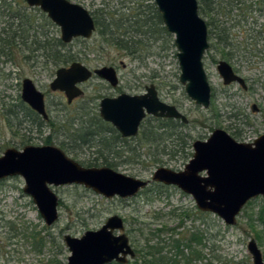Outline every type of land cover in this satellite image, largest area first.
<instances>
[{
    "label": "rangeland",
    "instance_id": "rangeland-1",
    "mask_svg": "<svg viewBox=\"0 0 264 264\" xmlns=\"http://www.w3.org/2000/svg\"><path fill=\"white\" fill-rule=\"evenodd\" d=\"M70 1L97 14L104 24L114 18V23L125 25L132 15L147 13L155 4L154 0ZM212 1L198 0L200 14L208 24L210 43L204 64L212 97L210 106L204 108L187 95L180 81L174 35L160 30L158 24L154 25L157 33L146 35L132 54L109 43L99 30L91 38H75L66 44L63 51L70 52L74 61L91 69L114 66L119 76L115 87L93 76L81 84L84 94L67 103L65 94L51 90L50 83L58 68L72 62L57 64L39 49L46 35L61 37L59 26L25 0H0V155L10 147L49 144L60 147L82 166H107L105 161H109L117 171L151 180L159 167L183 170L193 157V143L206 140L217 128L241 142H252L264 134V9L259 0H240L242 4L232 11V2L237 0H216L215 6ZM153 20L158 21L154 16ZM115 29L114 25L112 30ZM129 30L131 27L120 29ZM3 39H11V44ZM220 60L232 65L245 79L246 88L238 83H223L217 68ZM25 78L32 79L44 92L48 119L32 114L22 100ZM151 84L161 100L186 115L188 123L178 119L176 126L168 127L166 134L150 143L147 138L157 125L155 117H146L139 134L130 138L122 137L100 117L102 98L123 92L140 94ZM84 123L96 125L99 136L85 134L84 139L91 140H81L79 133L87 129ZM24 186L21 176L0 180V264H67L70 250L64 235L81 237L87 230L99 229L116 214L123 218L124 232L135 250L127 264L140 263L146 251H152L150 245L162 250L158 257H174L178 238L183 249L180 264H254L248 249L252 240L264 260L261 195L248 201L234 225H227L216 214L200 211L190 194L173 185L150 182L135 196L122 199L107 198L84 185L65 184L52 186L60 199L59 219L48 226L32 198L24 193ZM191 233H200L201 237L191 240L188 247L186 238ZM193 250L197 257L188 261Z\"/></svg>",
    "mask_w": 264,
    "mask_h": 264
},
{
    "label": "water",
    "instance_id": "water-1",
    "mask_svg": "<svg viewBox=\"0 0 264 264\" xmlns=\"http://www.w3.org/2000/svg\"><path fill=\"white\" fill-rule=\"evenodd\" d=\"M29 6L39 7L59 26L61 39L70 43L75 38H91L96 22L91 12L70 0H25ZM166 29L174 35L177 58L181 70L180 81L187 95L196 104L208 108L212 88L205 69L204 57L210 47L208 25L200 15L198 0H154ZM218 71L223 83H238L246 88L245 79L237 74L226 60H220ZM93 75L119 84L114 66L91 69L74 61L57 69L50 83L53 91L64 92L71 104L84 94L81 84ZM22 100L44 119H48L45 94L32 79L22 84ZM100 117L111 123L122 137L139 134L148 116L179 119L188 118L175 105L160 99L154 84L140 94L121 93L100 101ZM193 157L180 171L159 167L151 180L136 178L110 166L85 167L54 145H26L22 149L7 148L0 155V180L21 176L24 193L36 204L46 225L59 219L60 199L52 186L79 184L91 188L107 198H129L145 189L150 182L173 185L190 194L197 208L219 216L227 225H234L242 208L254 197L264 196V134L252 142L236 140L226 130L215 129L206 140L193 143ZM122 217L112 215L96 230H87L81 237L64 235L70 250L67 264H122L134 257ZM117 232V233H116ZM248 249L254 264H264L263 255L254 240Z\"/></svg>",
    "mask_w": 264,
    "mask_h": 264
},
{
    "label": "trees",
    "instance_id": "trees-1",
    "mask_svg": "<svg viewBox=\"0 0 264 264\" xmlns=\"http://www.w3.org/2000/svg\"><path fill=\"white\" fill-rule=\"evenodd\" d=\"M212 3L215 4L216 2L213 0ZM241 4H242V1H240V0H237L236 2L235 1L232 2L231 11L235 8V6L238 7ZM224 9L225 8L222 7V12ZM199 11L201 12L200 7H199ZM151 12L153 13L152 15L155 18H157V20H158L157 22L155 20V23L153 20V16H151ZM225 14H226V12H225ZM228 15H229V13H228ZM93 16H94V14H93ZM132 17H133L132 19H129V23H126L128 25L127 26V25H125V22L114 23V18H111V19L109 18L111 20V22H109L108 24H104V22H101L99 20V16L97 14H95V16H94V18L96 20L97 30L100 31L101 35L104 36L109 43L115 44L119 49H123V50H125L131 54L137 52L138 48H136V47L140 46L142 40L145 39L146 35L148 36L149 33L152 35L157 33L156 29L154 28L155 24H158V27H160V30H163L167 34H170V32L164 26L161 13L157 9L155 4L151 5V10L149 12L144 13V14H143V12H137L134 15H132ZM106 20H108V19L106 18ZM113 24L116 27L115 31L112 30V27L114 26ZM129 27H131V30H129V31H123V32L120 31V29H127ZM219 38H221V40H223L221 33H219ZM3 40L5 41L6 44H11V41H12L11 39H9V40L3 39ZM66 44H68V43H64L62 41L61 37L50 38L48 35H46L43 43L40 44L39 49H43V51L45 52L44 53L45 56L47 58L52 57L55 63L67 65L68 63L74 61V57H73V55L69 54L70 52H68V51L64 52L63 51V50H65ZM31 112H32V114L40 116L33 109H31ZM154 119L157 120V125L155 126V129L153 130V134L149 138H147V142H150V143H152V142L154 143L158 137H162L164 134H166L168 127L176 126L177 122L179 121L178 119L164 118V117H155ZM84 127L87 128V129H84L86 132L85 133H79V135H78L80 137V139L83 140L84 142H87V141L89 142L91 140L90 139L91 137L84 139L86 136L85 134H87L88 136H92L93 138H95L96 136H99L100 132L98 131V127H96V125L94 126L91 124V126H90V124L84 123L83 128ZM155 132H158V133H155ZM144 134H146L145 131H144ZM105 139L106 138H101L102 141H105ZM46 143H49L48 139H47ZM103 145L105 148L108 147V145H106V143H103ZM105 163L107 166H110V167L114 166V163H112V162L105 161ZM202 212H204V211H202ZM206 213H211V212H206ZM189 216H190V213H188V217ZM260 218H261V220L264 221V208L262 209V215ZM199 237H201L200 233H197V234L191 233L189 235V237L186 238V240H187V242L185 243L186 246L191 247L190 241L191 240L193 241L195 238L198 239ZM148 243H149V240H148ZM181 246H182L181 238L176 239V247H175L176 253H175L174 257L166 259V257H161V258L158 257L161 254L162 250H160V249L158 250L157 245H150L149 247L152 248V251L151 250L146 251V253L142 256V260H140V263L138 261H135L133 264H180L179 259L182 255V252H183V249H181ZM153 249H156V250H153ZM194 251L195 250H193V253L187 259L188 261H191L193 259V257H197V256H195L196 251L195 252ZM157 252H158V254H157ZM159 261H161V262H159Z\"/></svg>",
    "mask_w": 264,
    "mask_h": 264
},
{
    "label": "flooded vegetation",
    "instance_id": "flooded-vegetation-1",
    "mask_svg": "<svg viewBox=\"0 0 264 264\" xmlns=\"http://www.w3.org/2000/svg\"><path fill=\"white\" fill-rule=\"evenodd\" d=\"M215 2H216V0H214ZM260 1V8H262L263 7V9H264V0H259ZM212 3V2H211ZM212 5H214L215 6V4H213L212 3ZM31 7H33V6H31ZM34 7H36V6H34ZM259 10H261V9H259ZM200 12V11H199ZM220 12H221V10H220ZM45 13V12H44ZM46 14V13H45ZM92 14V13H91ZM216 14H218V8H217V6H216ZM93 15V14H92ZM201 15V14H200ZM94 17V16H93ZM95 19V18H94ZM95 22H96V20H95ZM207 23V22H206ZM208 25V24H207ZM96 30H97V26H96ZM96 32V31H95ZM208 33H209V31H208ZM78 38H80V37H78ZM81 38H83V37H81ZM210 48V47H209ZM117 70V69H116ZM117 73H118V70H117ZM93 76H95V75H93ZM97 76V75H96ZM109 83V82H108ZM83 89V88H82ZM84 90V89H83ZM64 93V92H63ZM30 107V106H29ZM154 117V116H153ZM109 123V122H108ZM111 124V123H110ZM114 127V126H113ZM115 128V127H114ZM116 129V128H115ZM5 179V178H4ZM3 180V179H2ZM123 199V198H122ZM128 263V261L126 262V263H122V264H127Z\"/></svg>",
    "mask_w": 264,
    "mask_h": 264
}]
</instances>
